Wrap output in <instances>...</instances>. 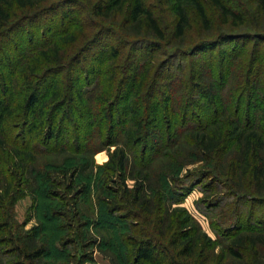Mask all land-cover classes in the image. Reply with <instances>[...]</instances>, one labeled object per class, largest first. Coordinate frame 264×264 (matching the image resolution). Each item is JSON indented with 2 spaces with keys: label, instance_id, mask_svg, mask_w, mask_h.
<instances>
[{
  "label": "trees",
  "instance_id": "obj_1",
  "mask_svg": "<svg viewBox=\"0 0 264 264\" xmlns=\"http://www.w3.org/2000/svg\"><path fill=\"white\" fill-rule=\"evenodd\" d=\"M253 4L257 16L252 31L242 34L229 32L247 27L241 12L226 0H0V245L5 246L0 264H47L46 248L20 243L14 234L18 226L12 224L13 206L31 191L41 147L59 157L52 168L57 174L78 169L76 186L86 191L97 169L94 192L103 205L98 223L105 216L123 222L114 236L111 230L101 235V246L112 251L118 239L125 248L121 264H223L212 255L216 244L178 205L195 181L221 176L232 198L257 199L252 202L264 206V103L259 119L250 117V101L264 97V73L254 87L249 81L253 67L245 76L239 74L243 83L233 96L241 107L236 103L219 116L213 109L214 87L199 75L202 67H189L187 73L186 67L173 77L170 64L235 38L253 40L257 53L264 43V0ZM165 12L171 17L167 22L162 19ZM210 32L216 36L202 37ZM104 39L111 45L102 61L92 52L102 48ZM124 47L131 58L122 64ZM141 50L152 56L138 64ZM155 54L164 58L157 62ZM222 62L210 64L220 71ZM216 88L222 90L219 83ZM201 99L212 112L202 121L195 109L201 113ZM90 126L95 130L91 134ZM91 144L107 148L104 164L93 166L92 156H87ZM195 164L199 167L179 177ZM48 173V189H54L60 183L50 181ZM115 177L122 184L134 181L133 188L108 189ZM62 187L72 190V185ZM50 217L66 220L60 211ZM82 220L74 219L75 227H69L78 242H83L81 229L88 227ZM259 248L264 251V238L252 234L223 245L235 264L256 258Z\"/></svg>",
  "mask_w": 264,
  "mask_h": 264
},
{
  "label": "rangeland",
  "instance_id": "obj_2",
  "mask_svg": "<svg viewBox=\"0 0 264 264\" xmlns=\"http://www.w3.org/2000/svg\"><path fill=\"white\" fill-rule=\"evenodd\" d=\"M226 3L241 12L242 17L245 18V26L247 27L244 29L240 26L239 28L231 29L229 32L243 34L244 32L252 31L251 23L255 21L257 16L253 0H226ZM162 19L163 22L169 21L171 19L170 14L165 12ZM214 34L215 33L210 32L204 34L202 37L211 39L216 36ZM106 39L102 42L101 50L97 49L92 52L93 54L96 53V57L100 55L102 61L107 59L108 53L106 48L108 45H111V40ZM230 40L219 45L215 49L201 51L189 57L187 60L182 61L178 59L172 61L170 64L173 69V77L185 70L186 67V73L189 67H192V70L202 67V70H199V75L204 76L202 79L204 83L209 84L211 82L214 87L213 91H215L217 96H215L216 101L213 109L215 111L214 114H219V116L233 110L236 103V105L240 106L238 104L239 101L236 102V97L233 96L235 88L243 83V79L241 80L242 75L238 77L239 74L245 76L244 74L247 73L248 69H250V67L252 69L253 67V73L249 81L251 80V86L254 87V85H257L256 79H259L260 75L264 73V43L259 44L260 50L255 53L257 44H255L253 40L250 41L244 38H235L232 40L233 42H230ZM122 52L124 54L122 64H124L126 62L124 60H129L131 57L126 56L130 54L127 48L124 47ZM256 54L258 56L257 60ZM138 55V64L141 60L145 58L148 59L152 56V54L147 53L145 50H141ZM161 56L162 55L156 56L155 54L157 62H160L164 58ZM211 59L215 60L213 61L215 63H213ZM221 59H223V62L220 61ZM221 62L223 67L220 71L213 69V64L219 66ZM210 63H212V65ZM103 65L105 66V62H103L102 67ZM180 65L184 66V69L180 67ZM114 66L115 69L118 70L121 65L118 63L114 64ZM85 68L87 69L88 66L85 65ZM211 72L213 78L210 76ZM85 75L88 77L87 73H85ZM218 83L221 85L222 90L221 88L219 91L217 90L216 86ZM177 92L180 96L184 94L181 87L177 88ZM251 102L252 112L250 117L251 119L257 118L258 120L260 117L258 114L264 103V97L256 95L254 100H251L250 103ZM197 104L201 113L198 112L197 108L195 109L201 121L211 117V106L207 101L201 99L198 100ZM123 105L124 103L119 104L118 109L122 110ZM244 110L245 107L243 105L242 108H239V113H243ZM94 131V128L90 126L88 131L89 134ZM179 131L185 132L183 129ZM91 147L92 148L88 149L87 156H92L93 166L97 167L104 164L108 159L107 148L98 150L94 148L95 144L94 146L91 144ZM114 148L115 147H110V150ZM168 152V150H164V155H168ZM37 156L39 163L32 174L31 191H26L23 198L18 200L13 206L12 224L15 223L18 226L14 234L22 239L20 243H34L37 247L41 245L44 246L47 250V256L43 261L47 264H112V262H114V264H121V262L118 261L119 255L123 252V249L125 251V248L119 243L118 239H114L112 251H106L105 247L101 246V235L103 236L106 230L109 232L111 230L110 234L114 236L121 230L123 222H115L114 220H109V218L105 216L104 221L98 223L101 221L99 219L101 218L100 214L103 213V205H98L94 192V180L97 179L99 174L97 169L91 172L92 178L89 181L90 185L87 187L88 190L86 191L82 185L76 186L75 182L80 173L78 169H75V171L73 169L68 170L66 175L61 176L59 172L57 174L56 170L52 169L55 164L59 163L58 156H53L50 151L44 150L43 147L39 149ZM43 158H45V160L42 164ZM70 159L72 158H69V160ZM199 164L184 168L179 177H185L189 172L199 167ZM47 168L51 169V171L46 170ZM47 172H49L50 181L60 183L55 186L54 189H48ZM86 173L88 174V172ZM185 179V185L189 186L191 183H189L188 178ZM81 181H83V178H81ZM87 183L86 181L85 184ZM63 184L66 186L72 185V190H65L62 187ZM133 185L134 181L127 179L122 184L115 177L107 186L108 189L121 191L123 187L130 190L133 188ZM193 185L192 189L184 195L178 207L185 209L194 219L201 233L205 234L216 244L212 249V255L215 256V260H222L223 264H235L229 255L225 253V250H223V245L228 243L233 237L244 234H252L253 236L260 235L264 238V206H257L255 202H252L257 199L241 201L232 198L231 192L227 190L229 184L221 176H214L212 179H206L199 183L195 181ZM83 190L85 192H83ZM78 191H81V194H78ZM115 195L116 193L113 192L112 196L115 197ZM115 198H119V195ZM75 201L77 202V206L75 205ZM228 205H231L229 209H227ZM53 211H60L61 215L64 217L66 216V220H62L61 218L57 220L50 217ZM120 215L123 216L128 214L120 212ZM80 216L83 219L82 222H88H86L88 227L81 229V233L84 234L83 242L76 241L75 230L69 228L75 227L73 221L74 219H79ZM105 219L112 221V225L109 224L108 227ZM128 221L137 226L134 219ZM237 221H239V225L236 224ZM135 230L136 228L134 231ZM29 237H33V240L30 242H28ZM258 250L259 251H256L258 256L256 258L252 256L250 259H245V264H251L254 260H257L258 264H264V251L262 248ZM4 252L5 246L0 245V256Z\"/></svg>",
  "mask_w": 264,
  "mask_h": 264
}]
</instances>
